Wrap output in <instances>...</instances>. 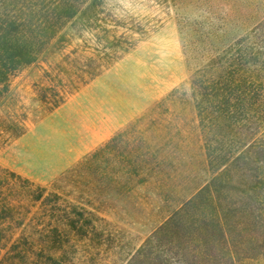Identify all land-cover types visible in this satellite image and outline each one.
Wrapping results in <instances>:
<instances>
[{
  "label": "rangeland",
  "instance_id": "1",
  "mask_svg": "<svg viewBox=\"0 0 264 264\" xmlns=\"http://www.w3.org/2000/svg\"><path fill=\"white\" fill-rule=\"evenodd\" d=\"M104 17L120 24L119 35L127 33L137 39L140 32L145 41L79 92L65 96L62 106L50 110L42 101L45 92L40 90L62 87L64 73L74 58L84 62L101 49L90 33L62 51L57 46L46 61L19 68L0 108V169L40 186L50 187L87 155L142 118L138 130L144 133L154 126L158 131L153 136L160 137L156 139L166 146L172 162L166 175V196L154 191L138 200L133 195L130 200L137 204L128 200L118 206L102 198L101 236L94 237L91 232L92 249L83 251L89 240L78 246L76 264H128L196 189L212 180L195 109L194 81L217 77L220 67L228 72L235 66L248 69L247 76L264 83V0H104L103 7L99 0L94 23L102 27ZM77 23L78 27L67 23L59 36L77 32L83 27L82 22ZM170 77L183 79L173 85ZM55 79L58 85L50 82ZM262 99L260 107L250 108L253 116L258 110L262 118L257 116L234 134L246 141L233 160L242 155L252 161L247 167L237 162L244 168L235 169L258 170L249 173L246 181L235 176L229 190L223 191L231 217L240 226H224L237 239L232 252L223 246L220 264H264V229L252 227L244 213H252L259 223L254 217H259L264 204L259 207L257 196L242 193L254 185L252 177L260 172L263 179L258 192L264 190V91ZM17 126L23 129L17 130ZM183 215L184 229L202 230V223L210 221L209 217L202 218L201 207L191 212L189 222V214ZM206 243L200 246L205 248Z\"/></svg>",
  "mask_w": 264,
  "mask_h": 264
},
{
  "label": "trees",
  "instance_id": "2",
  "mask_svg": "<svg viewBox=\"0 0 264 264\" xmlns=\"http://www.w3.org/2000/svg\"><path fill=\"white\" fill-rule=\"evenodd\" d=\"M98 2L0 0V108L10 94L19 68L46 61L57 46L62 47V51L66 45L90 33L99 41L101 49L84 62L74 58L70 69L64 73L62 87L54 85L40 90H44L42 101L50 110L62 106L65 96L79 92L145 41L140 32L137 39L127 33L119 35L121 26L113 18L104 17L102 27L96 25L93 18ZM103 3L104 0L102 7ZM77 21L83 23L82 28L59 36L67 23L73 22L78 27ZM220 68L217 77H203L193 82L195 109L210 159L212 180L196 189L128 264H220L223 246L226 245L229 252L235 247L233 243L237 238L229 233V228L227 233L224 226L240 225L234 223L223 191L229 190V185L236 181L235 176L246 181L250 179L249 173H257L258 169L248 172L235 169L241 170L252 161L242 155L233 160L235 152L246 141L242 137L237 139L234 134L257 116L258 120L262 118L258 110L254 111L257 116H253L250 108L260 107L264 83L247 76L250 71L244 67L233 66L228 72ZM50 82L57 84L56 79ZM142 120L130 123L50 187L36 185L16 173L0 169V264H76L79 260L74 253L78 246L89 240L84 243L83 251L92 249L95 243L89 238L91 232L94 237L101 236L98 230L102 232V198L111 199L112 204L118 206L126 205L133 195L139 200L154 191L162 197L166 194L171 157L166 154L162 141L156 139L160 137L153 136L158 131L153 130L154 126L144 133L138 130ZM16 129L23 128L17 126ZM237 162H242L244 167L237 166ZM261 173L252 177L255 180L251 188L239 190L235 196L240 191L247 196H257L256 203L262 206L264 190L260 193L257 187L263 179ZM200 207L202 218L209 217V223L203 222L202 230L184 229L183 213L189 214L186 218L189 222L193 219L191 212ZM263 211L259 217L253 216L259 223L253 220L252 213L244 212L252 227L264 229ZM202 243H206L205 248L200 246Z\"/></svg>",
  "mask_w": 264,
  "mask_h": 264
},
{
  "label": "crops",
  "instance_id": "3",
  "mask_svg": "<svg viewBox=\"0 0 264 264\" xmlns=\"http://www.w3.org/2000/svg\"><path fill=\"white\" fill-rule=\"evenodd\" d=\"M182 79H183V77H181L180 79L178 77H176V78L170 77L169 82H171L173 85H176L179 83V80H182Z\"/></svg>",
  "mask_w": 264,
  "mask_h": 264
}]
</instances>
